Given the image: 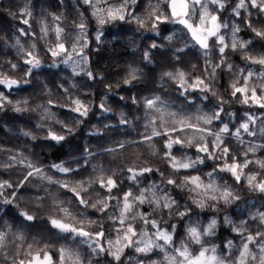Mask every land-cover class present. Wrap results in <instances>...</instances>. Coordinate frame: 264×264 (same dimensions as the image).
<instances>
[{"label":"clouds","instance_id":"clouds-1","mask_svg":"<svg viewBox=\"0 0 264 264\" xmlns=\"http://www.w3.org/2000/svg\"><path fill=\"white\" fill-rule=\"evenodd\" d=\"M0 264H264V0H0Z\"/></svg>","mask_w":264,"mask_h":264}]
</instances>
